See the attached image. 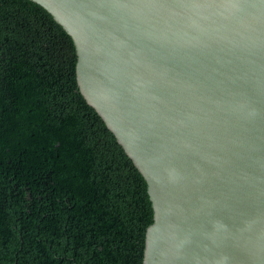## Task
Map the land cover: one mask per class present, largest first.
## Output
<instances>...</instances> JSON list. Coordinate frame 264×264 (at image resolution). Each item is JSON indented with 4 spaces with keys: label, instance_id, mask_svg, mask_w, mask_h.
Masks as SVG:
<instances>
[{
    "label": "water",
    "instance_id": "water-1",
    "mask_svg": "<svg viewBox=\"0 0 264 264\" xmlns=\"http://www.w3.org/2000/svg\"><path fill=\"white\" fill-rule=\"evenodd\" d=\"M146 182L142 264H264V0H31Z\"/></svg>",
    "mask_w": 264,
    "mask_h": 264
},
{
    "label": "trees",
    "instance_id": "trees-1",
    "mask_svg": "<svg viewBox=\"0 0 264 264\" xmlns=\"http://www.w3.org/2000/svg\"><path fill=\"white\" fill-rule=\"evenodd\" d=\"M71 37L0 0V264H142L146 182L81 95Z\"/></svg>",
    "mask_w": 264,
    "mask_h": 264
}]
</instances>
